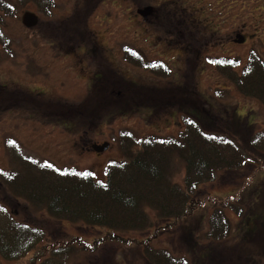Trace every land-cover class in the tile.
<instances>
[{
  "label": "rangeland",
  "instance_id": "rangeland-1",
  "mask_svg": "<svg viewBox=\"0 0 264 264\" xmlns=\"http://www.w3.org/2000/svg\"><path fill=\"white\" fill-rule=\"evenodd\" d=\"M6 1L0 173L11 170L14 155L37 167L87 170L104 182L108 163L123 157L125 139L177 137L191 112L207 130L232 136L247 156L240 170L219 172L201 186L193 211L165 231L119 237L53 219L11 197L0 182V203L44 231L37 249L68 248L66 264H152L148 245L177 264H264L258 223L264 222V110L214 65L236 60L240 73L251 52L264 59V0H53L50 8ZM146 8L154 18L137 13ZM26 12L38 17L34 27L22 25ZM237 34L243 42L235 41ZM104 142L105 152L91 149ZM183 173L175 159L174 180L181 182ZM214 208H223L230 225L217 241L208 235ZM32 256L0 264H28Z\"/></svg>",
  "mask_w": 264,
  "mask_h": 264
},
{
  "label": "trees",
  "instance_id": "trees-1",
  "mask_svg": "<svg viewBox=\"0 0 264 264\" xmlns=\"http://www.w3.org/2000/svg\"><path fill=\"white\" fill-rule=\"evenodd\" d=\"M31 1L50 8L53 0ZM9 11V2L0 0V14ZM214 65L241 95L256 100L264 110L263 58L251 52L240 73L234 71L236 60L216 59ZM182 121L177 137L149 135L132 143L125 139L123 157L108 163L104 182L96 181L87 170L37 167L14 155L13 167L0 173V182L11 197L42 208L58 221L110 230L116 237L119 232L165 231L193 211L201 186L214 181L219 172L240 170L247 161L246 151L232 136L207 130L192 112ZM175 159L183 163L181 182L173 178ZM258 223L264 232L262 219ZM208 229L212 240L227 236L230 225L223 208H214ZM44 239L41 228L19 220L0 203V262L33 252L28 264H66L69 249L59 246L40 252L37 247ZM145 253L152 264H177L172 255L149 245Z\"/></svg>",
  "mask_w": 264,
  "mask_h": 264
},
{
  "label": "water",
  "instance_id": "water-1",
  "mask_svg": "<svg viewBox=\"0 0 264 264\" xmlns=\"http://www.w3.org/2000/svg\"><path fill=\"white\" fill-rule=\"evenodd\" d=\"M150 12H151V9L146 8L142 11H138V14H140L142 17H146V16L150 15ZM37 22H38V17L33 13L26 12L21 17V23L26 28L34 27L37 24ZM236 38H237V40H235L236 42L241 43L244 41V37H242L238 34L236 35ZM108 148H109V144L107 142H104L100 145L94 144L91 147V149L95 153H98V154L105 152Z\"/></svg>",
  "mask_w": 264,
  "mask_h": 264
},
{
  "label": "flooded vegetation",
  "instance_id": "flooded-vegetation-1",
  "mask_svg": "<svg viewBox=\"0 0 264 264\" xmlns=\"http://www.w3.org/2000/svg\"><path fill=\"white\" fill-rule=\"evenodd\" d=\"M137 13H138V10H137ZM151 16H153L152 18H154L153 12H150V17H149V18H147V19H150V18H151ZM92 145H94V144H92ZM92 145H91V147H92Z\"/></svg>",
  "mask_w": 264,
  "mask_h": 264
}]
</instances>
